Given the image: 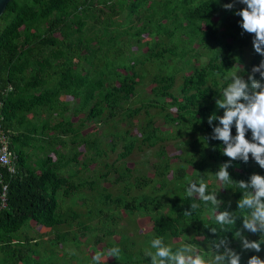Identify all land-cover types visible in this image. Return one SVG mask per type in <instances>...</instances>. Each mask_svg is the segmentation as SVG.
Wrapping results in <instances>:
<instances>
[{
	"label": "trees",
	"instance_id": "trees-1",
	"mask_svg": "<svg viewBox=\"0 0 264 264\" xmlns=\"http://www.w3.org/2000/svg\"><path fill=\"white\" fill-rule=\"evenodd\" d=\"M230 3L233 8L224 7ZM245 7L240 0L7 3L0 15V115L17 171L10 175L0 166V188L4 182L8 186L7 205L0 211V264H91L97 251L117 246L120 258L105 255L101 264H150L144 255L150 248L136 238L143 229L139 219L147 226L149 244L163 237L175 249L183 238L207 257L226 240L240 254V264L254 255L263 260L264 245L260 252L245 250L234 235L241 231L249 240L260 239L259 233L243 228L238 209L242 190L225 187L217 194L219 211L237 216L227 231L205 227L212 224V206L199 200L201 207L191 218L183 215L192 203L185 189L195 180L184 176L186 170H195L212 191L222 184L214 173L230 160L222 153L223 142L212 138L219 121L208 123L213 113L224 114L215 103L228 82L224 77L240 70L247 80L264 60L254 49L255 34L245 32L236 15ZM124 12V21L117 22ZM121 27L128 30L121 32ZM197 54L202 58L195 61ZM255 77L261 79L259 73ZM143 82L148 102L135 104L134 91ZM96 123L108 132L86 130ZM231 132L237 135L235 124ZM245 136L251 141V130ZM165 140L185 144L181 166L171 170L159 146L152 175L131 176L124 159L135 148H153ZM119 144L115 167L106 158ZM249 156L247 162H231L233 180L264 176V168ZM98 161L115 171L113 181L122 184L118 194L99 187L110 172L86 173L88 162ZM144 188L149 191L130 195ZM159 195L167 196V204ZM75 222L80 227L72 232ZM88 231L97 234L91 239ZM74 246L80 252L69 251Z\"/></svg>",
	"mask_w": 264,
	"mask_h": 264
},
{
	"label": "clouds",
	"instance_id": "clouds-1",
	"mask_svg": "<svg viewBox=\"0 0 264 264\" xmlns=\"http://www.w3.org/2000/svg\"><path fill=\"white\" fill-rule=\"evenodd\" d=\"M245 8L236 12L242 18V29L250 34H255L253 39L254 49L264 56V0H240ZM233 4H225L227 9ZM259 73L261 79H256ZM227 82L222 87L220 97L216 99V106L224 109L222 116L213 113L208 118V123L218 120L214 126L212 138L220 140L225 145L223 155L230 160L221 165L214 173L215 179L222 184L217 189L208 190V185L203 181L189 180L185 189V196L192 200L190 210H185L183 215L191 218L193 213L201 207L199 200L205 207L211 205L212 224L205 223V227L212 226L211 231H227L235 225L236 214L229 211H219L222 203L217 198L221 188L231 187L243 191L242 198L238 201L239 214L243 216V228L253 234L259 233V240H249L241 231L235 232V237L241 240L245 250L261 251L264 245V176L253 174L248 181H235L231 178L228 167L233 160L247 162L251 157L264 168V60L254 66L247 80L240 75V70L224 77ZM235 124L237 135H232ZM251 130L252 140L246 139V131ZM182 198V197H181ZM183 199V198H182ZM221 249H223L221 251ZM154 250V251H153ZM121 249L112 247L106 252L97 251L91 264H101L103 256L120 258ZM144 255L150 258V264H240V254L228 246L226 240L215 244L213 253L205 257L197 250L195 244L183 242L175 249L164 243L163 237H154L150 243V250ZM248 264H264L259 256H252Z\"/></svg>",
	"mask_w": 264,
	"mask_h": 264
},
{
	"label": "rangeland",
	"instance_id": "rangeland-1",
	"mask_svg": "<svg viewBox=\"0 0 264 264\" xmlns=\"http://www.w3.org/2000/svg\"><path fill=\"white\" fill-rule=\"evenodd\" d=\"M126 13L127 12L122 13L121 15L116 17L115 20L117 22H123ZM119 30L121 32H125L128 29H126V27H121V28H119ZM195 56H196L195 61L197 59L200 60L202 58V56H199L198 54ZM181 60H185V58H183ZM178 65H183V63L179 62ZM180 73H179V75H177L179 78L177 77L175 87L180 82ZM146 83L147 82H143L142 84L137 85V87L134 91V94H133V100L134 99L138 100L135 104L141 103V102H139V100H141L142 102H148L149 94L145 90ZM176 91H177V89H175V92ZM68 111H69V113H72L71 109H69ZM150 111L153 112L152 109ZM143 115H144V113H142L138 117V124L140 122V119L143 117ZM90 128H91V131L96 132V134H100L101 132L103 134H105L108 132V127H105L103 124H99V123H96V125L93 127L90 125L86 126V130H89ZM159 146H161L164 149L166 156L170 161L169 164H170L171 170H176V168H178V166H181V164L183 163V161H181V158L187 153V148H186L185 144L178 143V141H174V140H165V141L158 143L157 146H155L153 148H149V147L144 146V145L142 146V148H135L132 151V153L124 159L125 162L127 163V167L130 169L131 176H138L142 172L147 173L148 176L152 175L150 165L153 162V160H155V158H156V151L158 150ZM120 151H121V147L119 144V147L116 149V151L111 152L109 157L106 158L107 162L113 163L115 167L118 166V164L120 162H119V160H117V154ZM146 164H147V166H146ZM86 170H87L86 173H88V174H90V173L100 174V173L110 172V168L105 167L103 164V161L102 162L98 161V162H95L93 164H90L88 162V164L86 165ZM186 172H185L186 174L184 175L186 178H194L195 180H198V177L196 175L195 170H191V171L186 170ZM115 176H116V173L113 170L107 176L108 178L103 177V179L99 182V187L101 189L105 188V192H109L113 196L120 192V189L122 186L121 183H116L115 181H113ZM131 181H133L132 178H131ZM85 191L87 192V189ZM148 191H149V188H144L143 190H141L139 192H138V190L135 191V189H133L129 192L131 195V194H137V193L148 192ZM90 199L93 200L92 197ZM158 200H160L161 203L167 204V196H165V195H159ZM77 209H79V207ZM82 209H84V208H82ZM123 220L126 222V225L128 226L127 229L131 231L132 228H131L130 224L128 223V217L126 215H123ZM85 221H86V219H85ZM135 221L136 220L134 218L133 222H135ZM138 222H139V224L142 225L143 229L136 238L137 239L139 238L140 244L143 248H148V247L150 248V244L145 239V233L147 231V228H146L147 226L140 219L138 220ZM79 225L80 224H78L76 222L73 223L70 230H72V232H75L76 230L79 229V227H80ZM35 227H37V226H33V228H35ZM118 228H119V226H118ZM25 229L29 230L32 234H35L34 230H30L28 226L25 227ZM63 229H65L64 226H58V230H63ZM51 233L52 232L48 231V235H51ZM96 234H97L96 231H88L86 236L90 237L92 239L94 236H96ZM131 234L135 235L133 232H131ZM190 234L191 233H188V235H190ZM83 239H84L83 237L80 238V240H83ZM177 242L183 243V242H185V240L183 238H181ZM54 248L56 249L57 247H54ZM59 249L62 250L63 248L60 247ZM72 249L74 251L80 252L81 247L80 246H74L73 248L71 247L69 251H72ZM261 257L264 260V254H262ZM85 261L91 262V259L87 258V259H85ZM60 262H62V260H60Z\"/></svg>",
	"mask_w": 264,
	"mask_h": 264
},
{
	"label": "built area",
	"instance_id": "built-area-1",
	"mask_svg": "<svg viewBox=\"0 0 264 264\" xmlns=\"http://www.w3.org/2000/svg\"><path fill=\"white\" fill-rule=\"evenodd\" d=\"M1 105V103H0ZM2 116L0 115V166L6 169L7 173L13 175L17 171L16 155L10 148L7 134L1 127ZM7 183H2L0 188V211L7 205Z\"/></svg>",
	"mask_w": 264,
	"mask_h": 264
},
{
	"label": "water",
	"instance_id": "water-1",
	"mask_svg": "<svg viewBox=\"0 0 264 264\" xmlns=\"http://www.w3.org/2000/svg\"><path fill=\"white\" fill-rule=\"evenodd\" d=\"M10 0H0V15L2 14V12L4 11L7 3L9 2Z\"/></svg>",
	"mask_w": 264,
	"mask_h": 264
},
{
	"label": "crops",
	"instance_id": "crops-1",
	"mask_svg": "<svg viewBox=\"0 0 264 264\" xmlns=\"http://www.w3.org/2000/svg\"><path fill=\"white\" fill-rule=\"evenodd\" d=\"M35 158L33 157V160H34Z\"/></svg>",
	"mask_w": 264,
	"mask_h": 264
}]
</instances>
